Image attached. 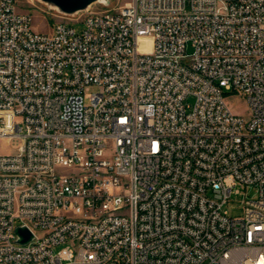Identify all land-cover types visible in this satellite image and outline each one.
Returning a JSON list of instances; mask_svg holds the SVG:
<instances>
[{
	"label": "built area",
	"instance_id": "1",
	"mask_svg": "<svg viewBox=\"0 0 264 264\" xmlns=\"http://www.w3.org/2000/svg\"><path fill=\"white\" fill-rule=\"evenodd\" d=\"M77 20L36 31L0 0V264H264V0Z\"/></svg>",
	"mask_w": 264,
	"mask_h": 264
},
{
	"label": "rangeland",
	"instance_id": "2",
	"mask_svg": "<svg viewBox=\"0 0 264 264\" xmlns=\"http://www.w3.org/2000/svg\"><path fill=\"white\" fill-rule=\"evenodd\" d=\"M129 1L130 0H106V3L92 4L89 9L102 10L113 8L121 6ZM15 3L19 10L26 11L30 14L31 26L33 30L53 33L56 21H68V24L72 26L77 32H80L84 28L83 22L81 20L70 21L71 18L78 16L80 12L74 15L63 14L39 0H15ZM190 51L191 47L187 46V52ZM224 100L235 114H238L244 119L249 118V105L243 95L226 90L224 93ZM8 151H12L10 143L0 142V152ZM237 188L238 192L233 193L230 197V200L223 206V209L226 210L228 215L233 217H240L242 215L243 200L246 197H252L255 194V189L251 186L244 187L237 185Z\"/></svg>",
	"mask_w": 264,
	"mask_h": 264
},
{
	"label": "water",
	"instance_id": "3",
	"mask_svg": "<svg viewBox=\"0 0 264 264\" xmlns=\"http://www.w3.org/2000/svg\"><path fill=\"white\" fill-rule=\"evenodd\" d=\"M50 7L55 8L63 14L74 15L86 11L94 3H106V0H39ZM15 232L18 235V242L25 243L32 238V233L25 226H17Z\"/></svg>",
	"mask_w": 264,
	"mask_h": 264
}]
</instances>
